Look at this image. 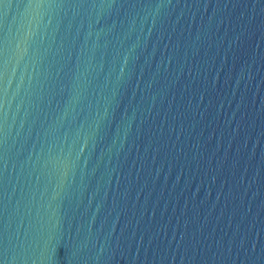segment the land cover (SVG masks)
<instances>
[{
	"label": "water",
	"instance_id": "95a60500",
	"mask_svg": "<svg viewBox=\"0 0 264 264\" xmlns=\"http://www.w3.org/2000/svg\"><path fill=\"white\" fill-rule=\"evenodd\" d=\"M0 264H264V0H0Z\"/></svg>",
	"mask_w": 264,
	"mask_h": 264
}]
</instances>
